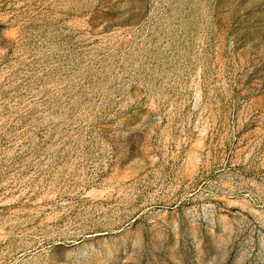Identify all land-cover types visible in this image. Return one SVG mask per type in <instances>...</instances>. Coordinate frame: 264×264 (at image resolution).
I'll return each instance as SVG.
<instances>
[{
	"label": "rangeland",
	"instance_id": "1",
	"mask_svg": "<svg viewBox=\"0 0 264 264\" xmlns=\"http://www.w3.org/2000/svg\"><path fill=\"white\" fill-rule=\"evenodd\" d=\"M0 264H264V0H0Z\"/></svg>",
	"mask_w": 264,
	"mask_h": 264
}]
</instances>
